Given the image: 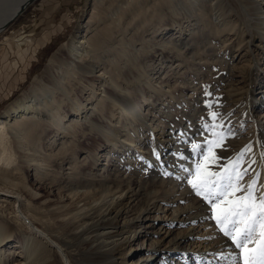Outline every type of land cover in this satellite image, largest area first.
<instances>
[{"label": "bare ground", "instance_id": "6f19581e", "mask_svg": "<svg viewBox=\"0 0 264 264\" xmlns=\"http://www.w3.org/2000/svg\"><path fill=\"white\" fill-rule=\"evenodd\" d=\"M24 1L0 0V31L5 30L6 26L21 13H18L17 8ZM89 1L92 3L91 9L94 10L91 17L94 23H90V17L86 23H81L70 39L49 56L43 70L33 76L30 92L16 98L0 116V202H11L15 213L21 210L25 214L31 213V217L42 221L48 228L52 226L59 228L60 246L50 241L47 235L38 229L34 236L21 239L22 260L26 261L25 264H37L40 254L36 251L42 247V240L45 239L50 244L54 243L57 248L60 247L58 250H60L61 264L65 260H68V264H145L149 261L150 264H192L193 261L212 264L220 262L221 254L227 259L230 258L231 264H241L237 250L225 236L209 234L211 229L208 228L211 225L208 224L205 210L203 209L200 214L197 211L199 206L193 201L185 205L180 203L188 200L184 190L177 191L172 196H167L165 190L157 194L156 184L162 185L163 181L153 183L148 177L132 178L133 173L124 178L117 174L116 169L110 172L111 174L107 172L110 169L105 173L96 174L97 170L95 173L86 167L76 166L77 145L73 136L80 130L82 124L86 123L87 130L94 128L103 135L104 139L110 140V148L104 152L106 158H111L112 153H115L112 150H116L121 141H125L133 135H130L131 133H135L136 123L133 126L129 122L122 130L117 131L114 128L116 131H113L108 130L99 120L102 103L105 102L112 108L118 109L121 114L119 116L124 119H128L129 116L135 118L134 107L137 103L130 96L131 92L134 86L137 87L138 82H146L145 79H149L146 74L145 79L142 80L143 76L135 66L137 56L133 55L139 54L140 50L135 47L126 48L124 45L113 47L112 44H118L120 41L118 34H126L132 29L136 31L150 20V17L161 13L157 12L158 8L170 5V0ZM226 1L236 8L235 10L244 9L245 15L254 17L257 14V20L262 23L264 29V0ZM27 6L28 4L25 8ZM253 9L256 11L252 13ZM211 15L213 17L212 13ZM189 24L192 25L190 22ZM191 33L194 34V31ZM171 36L168 39L164 38L158 44L169 42L171 48L182 44L181 47L193 49L191 42L189 45L188 40H182L181 32L174 37ZM23 44V42L19 43V45ZM145 67H148V64ZM118 76L123 78L121 80L123 83L118 81ZM166 86L169 89V85ZM149 87V92L163 90L161 85L158 87L150 84ZM140 94L144 101L138 103L137 107L144 109L148 97ZM171 97L174 98L173 95ZM149 108L147 107V112L158 113L154 115L158 125L170 116L167 111L168 104L160 103L159 106L151 105ZM258 124L259 119L253 120V125ZM159 129L163 130L162 127ZM109 133L113 137L110 135L111 137L108 138ZM171 135L172 133H168L163 139L167 142L166 145L162 141H159V147L155 145L159 148L156 151L157 153L159 151L160 157H154L149 152L145 154L152 166L158 167L159 164H163L164 168L168 165L170 169L173 162L171 157L174 154H181L182 148L176 146L174 143L176 139L171 138ZM238 135V139L242 137L241 141H249L247 135ZM252 136L256 144L259 139L264 146V134L259 129ZM145 157L143 156L144 160ZM185 165L191 167V161L189 160ZM62 166L65 167L61 169ZM28 169L33 171L38 183L56 186L57 201L50 199L47 193L37 191L27 184L25 170ZM182 170L180 169L179 173H183ZM260 172L259 175L263 179V170ZM263 186L264 182L259 189ZM35 199L42 201L40 203L39 200L41 206L33 203ZM21 218L25 223L28 222L26 215H21ZM158 220L160 221L157 224ZM4 222L0 219V264L5 263L12 249L6 243L12 238L13 228ZM196 222L204 224V229L208 233L205 235V231L201 232L206 240L203 245L198 246V253L191 249L194 241L190 239L196 232L203 230L192 231ZM175 224L178 225L175 228L178 232L174 234L177 230L174 231L172 226H176ZM183 224L186 228L179 230ZM141 251L143 254L135 255ZM126 255L132 258L129 263L125 258ZM196 255L202 257L197 258Z\"/></svg>", "mask_w": 264, "mask_h": 264}, {"label": "rangeland", "instance_id": "374dc122", "mask_svg": "<svg viewBox=\"0 0 264 264\" xmlns=\"http://www.w3.org/2000/svg\"><path fill=\"white\" fill-rule=\"evenodd\" d=\"M169 3V7L158 8L157 12L161 13L150 17V20L142 24L136 31L132 29L126 34H118L120 41L118 44H112L113 47L124 45L126 48L135 47L140 50L139 54L133 55L137 56L135 66L141 72L142 80L149 76L148 80L150 81L145 79L146 82H138L139 84L137 87L134 86L130 96L137 105L144 101L140 93L145 94L144 96L148 97L149 102L146 101L147 106L144 109H138L135 105L136 117L129 116L128 119L119 116L121 114L118 109L112 108L106 102L102 103V114L99 120L108 130L113 131L122 130L129 122L133 126L136 123L137 131L131 133L130 135H133L126 138L125 141H121L118 148L112 150L115 153H112L111 158L108 157V159L104 156V152L109 150L110 140L104 139L103 135L94 128L87 130L86 123L82 124L81 128L79 127L80 130L73 136L77 145L75 163L77 167H86L92 172L97 170L96 174L105 173L108 169L110 170L107 172L110 173L116 169L117 174L124 178L133 173L132 178L148 177L153 183L163 181L162 185L156 184L157 194L165 190L168 193L167 196H172L175 195V192L184 190L188 195V200L180 203L185 205L193 201L195 205L199 206L197 211L200 214L204 209L207 213L208 224L211 225L208 228V230L211 229L209 234L225 236L214 219L211 205L197 194L189 181L195 176L197 165L204 162L212 142H219V147H212L217 160L215 163H209V169L213 172H222L224 168H231L235 165V170H239L243 175V179L240 181L241 191L236 195H246L248 185L253 182H255L256 197L264 195V186L259 189L264 182V178L261 179V175H259L263 170L264 177V146L259 139L256 144L252 138L257 129L264 134V29H262V23L257 20V14L254 17L245 15L244 9L237 8L235 10L236 8L226 0H170ZM91 7L92 3L89 0H34L6 26L5 30L0 31V116L16 98L30 92V82L33 76L43 70L49 56L62 43L70 39L81 23H86L88 17L91 19L90 23H94L91 18L94 10ZM197 9L201 10L197 11ZM255 11L251 10L252 13ZM192 12H195V15ZM215 13L219 17L214 16ZM222 16L223 19H221ZM225 23L229 24L226 26ZM206 25H208V29ZM188 27L191 32L194 31V34L187 30ZM195 31L198 32L195 33ZM180 32L182 40H188L189 45L191 42L193 49L186 46L181 47L182 44L171 48L169 42L161 43L166 48L159 45L164 38L168 39L171 35L174 37ZM20 42L24 44L19 45ZM181 56L185 57L181 58ZM147 64L148 67H145ZM97 73L98 71L95 72V74ZM117 79L123 83L121 76H118ZM150 84L158 87L161 85L163 90L149 92ZM167 84L169 89H167ZM172 95L174 98L171 97ZM160 103L168 104L167 111L170 116L158 125L159 123L154 117L158 113L147 112V107L149 108L151 105L156 107ZM153 111L157 112V110ZM212 113L216 114L215 120L212 118ZM258 119L259 124L253 125V120L257 121ZM115 120L121 122L116 123ZM206 125H212L213 128L210 129ZM161 127L163 130L159 129ZM168 133H172L171 138L176 139L174 143L182 148V152L171 157L173 162L170 166H173L172 168L168 169V165L167 168H164L163 164L154 167L146 159L145 154L149 152L154 157H160L161 154H158L159 151L157 153L156 150L159 149V141H162L164 145L167 144L163 139ZM243 134L247 135L246 138L249 141H244V143L240 140L242 137L238 139L237 135L244 136ZM110 135L111 133L108 138L113 137ZM121 138L120 136L119 139ZM129 139L131 143L128 141ZM193 144H199L201 148L194 149ZM189 160L191 167L188 168L185 164ZM63 167L65 166H62L61 169ZM180 169H183V173H179ZM153 170H156L157 173ZM25 171V181L30 187L47 193L50 199L57 201L56 186L38 183L33 176V171L30 169ZM61 171L64 172V170ZM39 200L35 199L33 203L41 206L42 201L40 200L39 203ZM15 212L11 202H0V219L13 228L12 238L6 243L10 248L12 247L4 261L6 264L26 263L21 257L23 248L20 243L24 237L34 236L36 229L41 230L50 241H54L60 246L57 226L48 228L42 221L31 217V213L25 214L22 210ZM21 215L28 217L27 223L21 218ZM160 220L157 221V224ZM195 225V228L192 229L193 232L203 229L190 238L194 241L191 244V249L198 253V246L203 245L206 240L201 232L206 229H204L205 225L199 222H196ZM177 227L178 225L172 226V229ZM182 228H186V225H181L179 230ZM177 232L178 230L174 234ZM204 234L208 235L207 231ZM225 238L232 243L240 258L241 250L236 248L230 237L225 236ZM54 243L50 244L45 239L42 240V247L38 249L40 253L36 251L37 254H40L37 264L42 262L43 264H61L60 250H58L60 247L57 248ZM254 246L255 244L249 245V247ZM140 253L143 254V251L137 252L135 255ZM196 256L197 258L202 257L201 255ZM219 257H221L220 262L212 264L221 262L231 264L230 258L227 259L222 254ZM125 258L128 263L132 260L129 255H126ZM68 263V260L63 262V264ZM240 263L243 264L241 258ZM145 264H150V261ZM192 264L204 263L193 261Z\"/></svg>", "mask_w": 264, "mask_h": 264}, {"label": "snow or ice", "instance_id": "6c2138e0", "mask_svg": "<svg viewBox=\"0 0 264 264\" xmlns=\"http://www.w3.org/2000/svg\"><path fill=\"white\" fill-rule=\"evenodd\" d=\"M212 118L216 119L215 113ZM206 127L213 128L212 125ZM219 146V142H212L208 155L197 165L196 174L189 183L211 205L220 231L241 250L243 264H264V195L256 197L255 182L248 185L246 195H236L241 191L243 175L235 170V165L222 172L209 169V163L217 160L212 147ZM192 147L200 149L201 145L193 144ZM250 244L255 246L249 247Z\"/></svg>", "mask_w": 264, "mask_h": 264}, {"label": "water", "instance_id": "95a60500", "mask_svg": "<svg viewBox=\"0 0 264 264\" xmlns=\"http://www.w3.org/2000/svg\"><path fill=\"white\" fill-rule=\"evenodd\" d=\"M32 0H25L23 3H21L18 8H17V11L18 13L19 12H22V10L25 8L26 4H29Z\"/></svg>", "mask_w": 264, "mask_h": 264}]
</instances>
